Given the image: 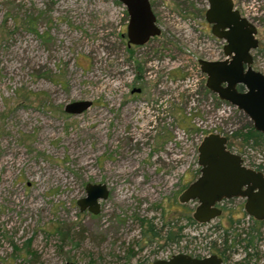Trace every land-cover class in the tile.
Masks as SVG:
<instances>
[{
	"label": "rangeland",
	"instance_id": "1",
	"mask_svg": "<svg viewBox=\"0 0 264 264\" xmlns=\"http://www.w3.org/2000/svg\"><path fill=\"white\" fill-rule=\"evenodd\" d=\"M235 3L264 54V0ZM151 4L161 34L128 49L118 0H0V264H151L171 249L167 221L194 212L179 196L205 136L264 160L232 137L248 117L205 86L198 60L223 56L203 32L206 0ZM75 101L92 106L65 113ZM88 182L109 190L97 214L76 203ZM218 222L191 224V248L220 240ZM243 245L234 259L264 264V240L252 256Z\"/></svg>",
	"mask_w": 264,
	"mask_h": 264
},
{
	"label": "water",
	"instance_id": "2",
	"mask_svg": "<svg viewBox=\"0 0 264 264\" xmlns=\"http://www.w3.org/2000/svg\"><path fill=\"white\" fill-rule=\"evenodd\" d=\"M118 1L126 8L129 18L126 32L129 45L143 46L161 34L149 0ZM207 1L206 20L213 24V35L225 42L224 56L231 59L198 60L200 71L206 76L205 86L219 100L243 112L254 130L264 135V74L252 68L250 54L258 48L256 27L232 10L231 0ZM239 86L243 87V92L238 91ZM91 106V101H75L65 105L64 112L78 115ZM197 151L200 173L179 197L180 202L194 200L198 203L193 212L196 220L208 221L217 216L219 212L215 203L223 197L247 194V210L251 212L257 208L252 200L259 196V192H264V176L262 172L246 167L242 156L228 150L226 137L209 134L202 139ZM85 192V196L77 200V205L81 211L97 214L100 200L109 195L106 184L88 182ZM153 264H219V260L214 256L194 259L175 255L167 260L157 259Z\"/></svg>",
	"mask_w": 264,
	"mask_h": 264
},
{
	"label": "flooded vegetation",
	"instance_id": "3",
	"mask_svg": "<svg viewBox=\"0 0 264 264\" xmlns=\"http://www.w3.org/2000/svg\"><path fill=\"white\" fill-rule=\"evenodd\" d=\"M231 1L233 5L232 10L236 11L240 15V17L245 19L248 23L255 26L253 21L250 20L247 15H244L240 12V10L238 9L235 3V0H231ZM206 3L208 9L207 0ZM149 4L153 12L151 0H149ZM207 9L205 10L203 16V20H204L203 32L205 34L209 33L211 37L210 41L215 49H218L219 46L221 47V53L223 56L216 57L217 59L208 58L211 55V52H209L208 54L209 56L204 57L202 59L208 61L230 60L231 59L230 57L227 58L224 56L223 50H224L225 42L213 35L212 33L213 24L208 23V21L206 20ZM156 23H157V19H156ZM126 32H127V28H126ZM125 41L128 49L133 47H141V46L129 45L127 35L125 37ZM258 48H259V42H258ZM258 48L250 52L253 61L252 65L254 64L255 61L264 59V54L261 51H259ZM238 91L243 92L244 91L243 87L239 86ZM245 166L248 167L247 165ZM249 168L262 172L264 176V172L262 170L250 166ZM186 187L183 189V191L186 189ZM242 190H245V188H242ZM257 191L258 190H254V192ZM191 201L195 202L197 206L198 203L196 201L194 200ZM247 201H248L247 194L233 196V197H223L221 200L215 203V207L218 209L219 213L217 214V216L211 218L208 221L200 222L193 217V214L191 216L186 212L183 213V217H182L183 220H168L167 232L165 233V237L171 249H169V253L167 256L157 259L167 260L175 255H184L194 259H205L214 256L219 260V264H249L248 258L246 259L244 257L242 260H236L233 258V254L237 251L236 248H234V246L244 243L243 247L245 248L244 250L245 254L248 256H252L253 253L250 252V249L253 246H255L257 242L264 240V192H259V196L257 195L256 198L252 200L253 203H256L257 208L255 209L253 208L251 212H249L246 208ZM187 202L189 201L180 202L179 200V203L180 205H182L183 208L186 207L185 204ZM184 211L185 209L183 210V212ZM212 220L219 221L215 227L222 229V238L220 240L219 239L212 240L209 243H206L205 245L204 244L202 245V243L199 244L193 243L191 248L192 238L189 234L191 224H205V223H209ZM244 223L249 224V227L245 229L241 228V225H243ZM152 235L154 237H158V233H155V231L154 234ZM142 260L145 261L146 259L143 258ZM153 262L151 264H153ZM139 264H143V263L140 262Z\"/></svg>",
	"mask_w": 264,
	"mask_h": 264
},
{
	"label": "trees",
	"instance_id": "4",
	"mask_svg": "<svg viewBox=\"0 0 264 264\" xmlns=\"http://www.w3.org/2000/svg\"><path fill=\"white\" fill-rule=\"evenodd\" d=\"M232 137L240 139L241 144L250 150L256 148H264V135L255 131L250 122L249 124L244 125L242 128L234 132L232 134ZM248 166L255 167L264 172V160H261V162L257 164L254 162H250Z\"/></svg>",
	"mask_w": 264,
	"mask_h": 264
},
{
	"label": "bare ground",
	"instance_id": "5",
	"mask_svg": "<svg viewBox=\"0 0 264 264\" xmlns=\"http://www.w3.org/2000/svg\"><path fill=\"white\" fill-rule=\"evenodd\" d=\"M25 49V48H24ZM25 51V50H24ZM27 51V50H26ZM14 53V52H13ZM21 53V52H20ZM23 56H25V55H23ZM13 57V56H12ZM19 57V56H18ZM21 58V57H20ZM24 58V57H23ZM23 58L21 59V60H23ZM30 58V57H29ZM27 59V58H26ZM32 59V58H31ZM16 61V60H15ZM18 61V60H17ZM24 61H26L25 59H24ZM40 62V61H39ZM15 63V62H14ZM31 63V62H30ZM43 64V63H42ZM15 71V70H14ZM12 72V71H11ZM14 73V72H13ZM12 74V73H11ZM80 152V151H79ZM90 155V154H89ZM92 156V155H91ZM87 157V156H86ZM89 158V157H88ZM86 159V158H85ZM89 161V160H88ZM85 162V161H84ZM89 163H90V161H89ZM88 163V164H89ZM83 164V163H82ZM124 164V163H123ZM84 165V164H83ZM82 166V165H81ZM121 166H123V165H121Z\"/></svg>",
	"mask_w": 264,
	"mask_h": 264
}]
</instances>
